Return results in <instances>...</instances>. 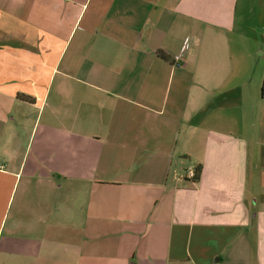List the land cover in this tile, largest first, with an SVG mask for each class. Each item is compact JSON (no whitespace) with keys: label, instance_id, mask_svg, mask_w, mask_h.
<instances>
[{"label":"crops","instance_id":"1","mask_svg":"<svg viewBox=\"0 0 264 264\" xmlns=\"http://www.w3.org/2000/svg\"><path fill=\"white\" fill-rule=\"evenodd\" d=\"M0 264H264V0H0Z\"/></svg>","mask_w":264,"mask_h":264},{"label":"trees","instance_id":"2","mask_svg":"<svg viewBox=\"0 0 264 264\" xmlns=\"http://www.w3.org/2000/svg\"><path fill=\"white\" fill-rule=\"evenodd\" d=\"M160 55L163 56V57H167L166 54L163 51L160 52ZM22 98H27V97L23 96ZM195 172H196V175L194 177V180L198 181V180H200L201 174H202V165L201 164L196 166Z\"/></svg>","mask_w":264,"mask_h":264},{"label":"built area","instance_id":"3","mask_svg":"<svg viewBox=\"0 0 264 264\" xmlns=\"http://www.w3.org/2000/svg\"><path fill=\"white\" fill-rule=\"evenodd\" d=\"M175 59H180V55H177L175 57ZM187 174H188V177L191 178V179H194L195 175H196V172H195V168H189L188 171H187Z\"/></svg>","mask_w":264,"mask_h":264},{"label":"rangeland","instance_id":"4","mask_svg":"<svg viewBox=\"0 0 264 264\" xmlns=\"http://www.w3.org/2000/svg\"><path fill=\"white\" fill-rule=\"evenodd\" d=\"M252 6H254V2L252 3ZM24 121L28 122L27 119H25V117H24ZM28 123H29V122H28ZM28 123H25L24 125H25V126H28V125H29Z\"/></svg>","mask_w":264,"mask_h":264}]
</instances>
